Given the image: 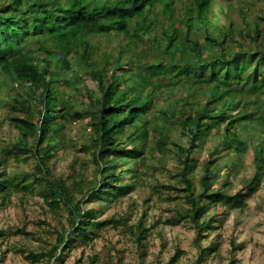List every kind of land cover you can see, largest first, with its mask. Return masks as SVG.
<instances>
[{
  "label": "trees",
  "instance_id": "obj_1",
  "mask_svg": "<svg viewBox=\"0 0 264 264\" xmlns=\"http://www.w3.org/2000/svg\"><path fill=\"white\" fill-rule=\"evenodd\" d=\"M232 1L183 0L179 17L176 0H0V209L26 211L37 202L56 221L48 222L53 237L25 224L0 228V263L13 248L31 262L65 264L67 250L94 244L110 226L140 250L151 230L183 220L195 230V264L217 250L220 241L201 243L205 231L244 209L264 177L262 31L254 23L252 33L248 23L250 41L232 24L217 34L213 9ZM159 4L164 16L152 19ZM155 23L160 34L146 49H106L115 36L142 40ZM88 78L95 88L79 84ZM250 127L256 142L242 137ZM241 166L252 173L233 191ZM145 186L179 196L166 219L151 212L154 192L141 193ZM15 235L34 236L37 249L4 247ZM231 243L227 264H236L241 244ZM181 253L176 246L163 264H176ZM117 256L124 264L123 250ZM87 257L110 264L105 249Z\"/></svg>",
  "mask_w": 264,
  "mask_h": 264
},
{
  "label": "rangeland",
  "instance_id": "obj_2",
  "mask_svg": "<svg viewBox=\"0 0 264 264\" xmlns=\"http://www.w3.org/2000/svg\"><path fill=\"white\" fill-rule=\"evenodd\" d=\"M182 2L183 0H176L175 3L176 15L179 17H181V11L184 9V3ZM228 2H224L221 6L218 5L213 9L215 15L212 19L216 25L215 32L219 34L220 31H225V29L232 24L234 32L241 28L244 33L243 39L250 41V38L246 35L248 23H250L249 29L252 30V33L255 27L254 23H257L262 31L260 40L264 44V18H262L264 17V0H242L241 2L233 0L230 3ZM163 16V5L161 4L156 6L150 14L152 19H161ZM219 27L222 28V30H220ZM132 32H134V28ZM151 32L152 33L149 35L143 34L142 40L136 39L134 42L126 38L118 40L115 36L112 37L111 42L105 47L108 51H113L115 53L120 46L124 45H129V49L131 50H144L150 44L148 39L155 33L160 34V28L157 23L151 27ZM234 46L235 48L233 49L235 50L239 47L237 44H234ZM79 82L80 85L85 83L91 88L96 87V82L90 78ZM250 108L251 106L249 105L247 110ZM241 110H243V107H241ZM260 126L264 128V123H260ZM77 129L78 128L75 127V130ZM242 137L251 138L255 142L258 141V137L255 136V129L252 127L246 128L242 132ZM71 154V157L69 154V158H65L59 162V170L68 162L69 164L71 163V159L74 158V153ZM76 154L80 159L86 158L83 153L78 152ZM250 155V153L247 154L248 161L252 159ZM200 156L205 158L207 152L202 151ZM226 161L228 163L230 162L227 158ZM14 166L15 164L11 163L7 169L10 170ZM30 166L31 165H25V167ZM68 168L69 167H65V170L67 171ZM251 173L252 169L249 167L248 170L244 169L242 166L239 167L235 184L232 188L230 186V188L233 191L236 190L239 184L238 179ZM160 174L163 179L171 181L172 183L178 180V178L171 177L166 172ZM146 187L147 186H145V189L141 187V191L137 190L141 193L153 191L154 195L152 197V202H156V206L151 209V212L162 214L163 219H166V217L172 213V210L167 209V205H169L170 202H172L171 204L177 203L179 201V196L173 198L170 194L172 189L162 192L159 187L155 189H152L151 186H148V188ZM140 192L137 193V191H134L132 194L137 197ZM37 199L41 200L38 195ZM88 205L92 206L93 204L91 203ZM26 206V211H23L21 207L15 206L14 204L0 209V228L14 230L18 224L21 226L25 224L26 229L29 231L38 230L40 234L44 233L53 237V230L52 228L50 229L48 222L55 225L56 221L52 219L50 215L43 212L44 207L37 202H30V204ZM118 206V204L110 205L99 217L110 216L118 209ZM151 222L152 221L149 223ZM214 225L216 228L205 231L207 235L202 239L201 243L205 245L211 240H216L220 241V245L216 251H212L208 257H206L203 264H227L233 255L231 252L232 238L235 239L236 243L241 244L235 252L236 264H264V177L261 180L258 190L247 198L244 209L233 210L224 222L215 221ZM158 230L162 231V238L166 240L165 246L162 245L161 237L157 235ZM33 237L34 236L24 237L19 235L9 237L4 247L10 246L11 244H23L25 247L29 246L37 249L36 244L39 243V240ZM194 237L195 230L190 222L183 220L176 224H161L155 230H151L144 238L143 246L138 250L132 239H130L129 235H127L121 227L113 228L110 226L103 230L101 237L97 238L94 244L85 247L77 243L75 247L67 250L65 264H88L89 260L87 255L100 253L103 249L108 250L110 264H119L117 256L118 250H123L124 264H133L134 261L138 260L142 255H145V258L141 264H156L158 263V258L160 259L159 262L163 264L167 261L171 253H173L176 246L180 247L182 250L181 256L176 264H195L198 247L194 243ZM82 251H84V255L81 254ZM103 256L104 254H101L102 258ZM102 262L101 260L100 264ZM0 264H45V262H31L27 260L21 252H17L11 248ZM102 264H105V262Z\"/></svg>",
  "mask_w": 264,
  "mask_h": 264
}]
</instances>
